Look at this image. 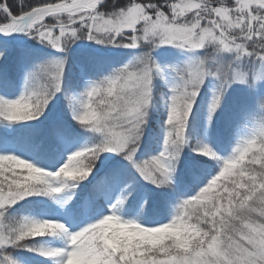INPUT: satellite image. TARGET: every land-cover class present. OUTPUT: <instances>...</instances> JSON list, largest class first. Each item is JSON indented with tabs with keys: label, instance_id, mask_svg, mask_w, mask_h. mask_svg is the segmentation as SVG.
I'll list each match as a JSON object with an SVG mask.
<instances>
[{
	"label": "snow or ice",
	"instance_id": "obj_1",
	"mask_svg": "<svg viewBox=\"0 0 264 264\" xmlns=\"http://www.w3.org/2000/svg\"><path fill=\"white\" fill-rule=\"evenodd\" d=\"M104 4L105 0H42L25 8L24 0H15L14 5L0 0V36L22 32L58 51L84 38L133 49L145 43L187 49L211 45L218 53H234L236 61L255 57L264 65V0H127L110 12L104 11ZM49 18L54 23H49ZM65 62L64 58L53 59L29 71L26 87L40 78L45 80L44 86L15 100L0 99V117H38L61 90ZM160 71L150 52H145L113 76L90 82L81 95L80 109L72 113L73 119L102 137L96 147L86 148V168L49 173L15 156L0 155V216L6 206L34 192H60V187H53V179L85 178L104 151L122 155L145 180L163 186L168 146L176 144L172 155L178 157L180 145L185 143V119H180L178 106L184 105L187 117L204 78L215 77L218 86L207 112L211 121L222 93L235 82L247 83L248 75L231 64L206 66L204 60L181 68L180 83L171 87L164 151L137 163L134 154L146 122L151 81ZM262 78L261 73L252 74L253 80ZM176 121L179 123L173 127ZM191 147L220 161L202 143ZM57 230L68 236L70 250L41 254L60 257L59 264H70L74 258L86 264H264V124L237 144L233 154L223 160L218 175L196 196L183 200L169 223L148 228L110 214L69 234L62 224L25 219L9 234L0 232V247ZM0 264L15 262L5 255Z\"/></svg>",
	"mask_w": 264,
	"mask_h": 264
},
{
	"label": "trees",
	"instance_id": "obj_2",
	"mask_svg": "<svg viewBox=\"0 0 264 264\" xmlns=\"http://www.w3.org/2000/svg\"><path fill=\"white\" fill-rule=\"evenodd\" d=\"M58 1L61 0H48V2L55 3ZM41 2L42 0H24V7L28 8ZM8 3L14 5L15 0H8ZM126 3L127 0H105L104 11L110 12L115 8L123 7ZM12 10L16 12L17 8L13 6ZM48 22L54 23L51 18ZM88 41L89 39L74 54L82 67V74L85 73L96 80L101 79L100 76L116 72L120 68L119 60L123 58L128 60L130 57L129 61H131L138 56H133L135 53L149 52L151 48L150 44L145 43L135 49H125L119 54L113 52L104 55L93 53ZM49 47L30 35H22L12 39L0 38V51L4 52V56L0 57V99L15 100L29 90L38 91L44 86L45 80L40 78L26 87L25 76L37 65L55 58L56 54L50 51ZM171 67L174 68L173 64L166 62L165 68L168 70L167 75L170 80L167 81L169 82H166L165 85L161 82H153L152 84L151 99L144 124L145 133L140 136L139 146L134 154V160L137 163L148 161L164 151L168 104L172 94L171 87L174 84H179L173 80L174 75L171 73ZM81 78L77 68L72 70L70 66L66 67L59 98V108L62 114L61 123L51 124L52 126L48 130L43 128L40 132L30 133V130L27 129L32 123L42 120V116L49 111L48 107L51 102L55 100L54 96L48 101L43 112L34 119L7 120L0 117V148L8 140H14L18 145L23 146L34 142L44 144V136L50 132L53 138L57 135H63L67 138H79L88 144L97 146L102 139L101 135L74 122L69 117L71 106L68 102V96L72 88L80 86ZM208 89L207 86L201 88L200 96L197 97L193 109L185 119V143L180 145L179 156L174 157L172 155L173 146H168L166 163L170 169L169 182L171 187L166 185L158 187L135 175V168L122 155L119 154L114 157L111 151H104L95 158L96 171L89 179L78 184V187L82 186L83 191L90 194L94 205L100 206L99 192L105 185L116 181L119 193L117 205L122 213L131 214V209L135 206L138 211L147 209L149 219L171 220L176 214V208L183 200L192 199L202 187H205L215 175H218L223 160L233 154L237 144L250 137L255 129L264 124V107H261V102L264 101V91L257 90L256 99L252 102L247 103L245 100L242 102L243 99H241V102L238 101L239 105L234 106L227 103L224 106L230 110H238L237 107L245 106L247 107L245 115H240V113L237 116L224 114L216 122V114L213 113L209 122L207 112L210 104L208 105L207 102L212 99V95L211 99L206 97V90ZM162 101L165 104L163 108L159 105ZM211 125H213L212 128H210ZM27 137L29 139H26ZM198 142L206 145L216 156L220 157V161L218 162L212 156L204 155L199 150H193L191 145ZM173 165L175 167H172ZM145 194H147L146 197H144ZM36 207H38L37 204L30 202L7 207L2 217L6 235L23 221L25 214L38 211L41 206ZM54 238L47 233L42 236L25 238L14 245L13 250L21 251L33 263L40 264L45 262L44 257L39 253L42 246L46 240H53Z\"/></svg>",
	"mask_w": 264,
	"mask_h": 264
},
{
	"label": "rangeland",
	"instance_id": "obj_3",
	"mask_svg": "<svg viewBox=\"0 0 264 264\" xmlns=\"http://www.w3.org/2000/svg\"><path fill=\"white\" fill-rule=\"evenodd\" d=\"M87 40L88 39L84 38L76 40L74 43L70 42L66 46L65 51H58L52 47H49L50 51L56 54L54 59L64 58L66 61L61 76V84L64 78V71L67 66H70L72 70L77 68L79 75H81L82 77L80 86L77 88H72L71 93L68 96V98H71V109L69 111V117L78 124L80 123L77 120L73 119L72 113L74 110L78 111L80 109L81 95L86 92V90L90 86V82H99L101 80H104L106 77L113 76L115 73L110 72L106 75L100 76L101 79L98 80L94 79L89 75H86L85 73L82 74V67L80 63L76 60L74 53L78 49H81L83 46L82 44L87 42ZM88 44H90V49L93 50V53H102L104 55H109L113 52L119 54L123 50L128 49V47H118L114 44L106 45V43H97L94 40H89ZM149 52L161 69L159 74H153L151 81V91L153 82H161L164 85L166 82H169L167 81L170 80L167 75L168 70L167 68H165L166 62L173 64L174 68L171 67V73L174 75V82L177 83H180L179 70L185 67L187 64L191 62H197L198 60H204L206 66L231 64L238 70H242L248 74L247 83L235 82L231 84L227 88V90L222 93L220 105L214 112L216 114V122L224 114H232V116H237L239 113L240 115H245V113L247 112V107L245 106L237 107L238 110L227 109L226 107H224L227 103H231L235 106L239 103L238 101L241 102V99H243L242 102L244 100L247 103L249 101L252 102L254 99H256L257 90L264 91V78L259 80L252 79V74L257 72L261 73L262 77H264V65L258 62L255 57H242L239 61H236L234 53H218L216 52L215 48L211 45L201 49H187L177 47L175 44H165L156 47L151 46ZM142 54L143 53L141 52H137L133 56H139ZM124 59L125 58L119 60L120 68L128 64L130 57L128 60ZM203 86H207L209 88L208 90H206V97L211 99L213 91L211 92L210 89L214 90L215 88H217L218 81L215 77L206 76L201 85L199 86L197 97L200 96L201 88ZM53 96L55 97V100L51 102L50 106L48 107L49 111H47L42 116V120L32 123L27 129L30 130V133L40 132L43 128L48 130L49 127L52 126L51 124H56L57 122L61 123L62 114L59 108L60 91L56 92ZM197 97L194 99L193 105L196 102ZM210 101L211 100H208V105L210 104ZM159 105L163 108L165 104L162 101L159 103ZM192 109L193 106L190 111ZM212 127L213 125L210 126V128ZM87 129L91 130L88 127ZM50 133L45 134L44 144L34 142L29 145L23 146L18 145L14 140H8L0 148V155L15 156L19 159L27 161L28 163H31L34 167H38L45 172L53 173L57 172L68 161L69 156H71L74 152L81 151L86 148L90 149L96 147L95 145L88 144L87 142L78 138H67L63 135H57L53 138L51 137ZM144 133L145 127L144 125H142V134L140 136L144 135ZM26 139L29 138L27 137ZM111 154L114 157H116V155H119L112 151ZM96 166L97 165L94 162V166L91 168L88 175L83 179H53V187H60V192H34L29 196L20 199L11 206H6V208L29 202L32 204H37L38 207L41 206L40 208L36 207L38 208V211H33L25 214L22 220L28 219L41 222L50 221L54 223H59L64 226V229L69 234L82 231L83 229L103 219L105 215L110 214H115L119 216L122 221H132L140 224L142 227L148 228L158 227L171 221L149 219L147 216V209H144L146 211H144L143 209L138 211L135 206L132 207L131 214L125 215L124 213H122L117 205V202L119 200V193L116 181L112 182L109 185H105L101 189V191L99 192L101 204L100 206L94 205L90 194L88 192L83 191L84 189H82V186L78 187V184L89 179L91 175L96 171ZM135 172V175L143 178L136 169ZM146 196L147 194L144 195V197ZM2 217L3 216H0V232H3L6 235V229L4 228V222ZM47 234L52 235V237L55 238L53 240H46L45 244L42 246L41 251L39 253L41 256L44 257L45 262H42L40 264H59V261L61 259L60 257H50L41 253L42 251H49L55 249H61L65 251L70 250V241L65 232H61L59 230L54 232H48ZM14 247L15 246L11 244L0 247V260H2L5 255H8L11 260L15 262V264H35L26 255L21 253V251L13 250ZM70 264H86V262L80 258H74L71 260Z\"/></svg>",
	"mask_w": 264,
	"mask_h": 264
},
{
	"label": "clouds",
	"instance_id": "obj_4",
	"mask_svg": "<svg viewBox=\"0 0 264 264\" xmlns=\"http://www.w3.org/2000/svg\"><path fill=\"white\" fill-rule=\"evenodd\" d=\"M68 99H69V103H70L71 102V98L69 97ZM188 103L190 104L191 101L189 100ZM261 107H264V101L261 102ZM177 111L180 114V119L181 120L186 119V117L184 115L186 109H185L183 104L178 106ZM176 123H179V121L174 122L173 123V127H175ZM141 134H142V131H141L140 135ZM170 145L173 146L174 151H175L176 144L175 143H171ZM85 153H86V149L74 152L71 156H69L68 161L58 170V172L62 173L64 171H68V170L80 171L82 168H86L87 164H88V161L86 159ZM172 167H175V166L173 165ZM166 169H167V176H166L164 185H166L168 187H171V184L169 182L170 181V176H169L170 169H169V167L167 165H166ZM182 203H180L179 206L176 208V210H175L176 214L178 213ZM174 217H175V215H174ZM188 219L191 220L192 216L189 215ZM189 227H191V226H189ZM177 231H179V230H177Z\"/></svg>",
	"mask_w": 264,
	"mask_h": 264
},
{
	"label": "water",
	"instance_id": "obj_5",
	"mask_svg": "<svg viewBox=\"0 0 264 264\" xmlns=\"http://www.w3.org/2000/svg\"><path fill=\"white\" fill-rule=\"evenodd\" d=\"M60 2H62V1H60ZM60 2H57V3H60ZM19 35H24V33L17 32V33H13V34H11L10 36H7V37L0 36V38H12V37H16V36H19Z\"/></svg>",
	"mask_w": 264,
	"mask_h": 264
}]
</instances>
